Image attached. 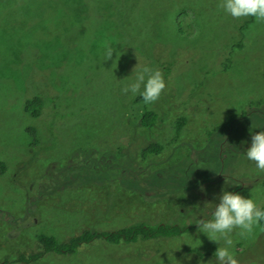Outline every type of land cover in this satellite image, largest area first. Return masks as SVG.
Masks as SVG:
<instances>
[{"label":"rangeland","instance_id":"1","mask_svg":"<svg viewBox=\"0 0 264 264\" xmlns=\"http://www.w3.org/2000/svg\"><path fill=\"white\" fill-rule=\"evenodd\" d=\"M220 2L0 0V264H214L217 244L188 223L209 217L225 181L264 207V172L243 156L264 130V20L242 27L250 17ZM105 44L115 49L108 60ZM144 65L165 83L151 104L121 91ZM35 94L38 117L24 111ZM145 107L160 116L154 127L138 123ZM150 141L163 150L145 153ZM135 223L186 229L15 261L40 251L38 233L66 241ZM231 239L238 264H264L260 225Z\"/></svg>","mask_w":264,"mask_h":264},{"label":"clouds","instance_id":"2","mask_svg":"<svg viewBox=\"0 0 264 264\" xmlns=\"http://www.w3.org/2000/svg\"><path fill=\"white\" fill-rule=\"evenodd\" d=\"M218 7L233 18L254 17L258 21L264 20V0H221ZM114 50L113 47L105 44L103 60L112 58ZM164 87L165 83L160 71L144 65L136 69L134 78L127 82L121 91L130 93L133 97L138 94L145 104H151L158 99ZM243 156L248 161L254 162L255 169L264 172V130L251 132L250 142L244 149ZM230 185L232 183L225 181L221 186L207 219L199 217L198 222L188 223L196 225V233L203 234L217 244L212 258L209 259L212 260L214 257V264H238L231 251L233 244L231 233L234 229L238 230L241 237H246L253 233L257 225L264 226V208L254 199L252 191L249 190L250 195L245 197L238 191L226 190ZM187 235L198 248L201 240L198 237L193 239L188 233ZM181 244L176 249H179ZM185 244L190 245L191 248L193 246L192 243Z\"/></svg>","mask_w":264,"mask_h":264},{"label":"trees","instance_id":"3","mask_svg":"<svg viewBox=\"0 0 264 264\" xmlns=\"http://www.w3.org/2000/svg\"><path fill=\"white\" fill-rule=\"evenodd\" d=\"M253 17H250L242 24V27H246L252 21ZM136 102H141L142 98L137 96L135 99ZM43 105V99L40 94H35L32 97L28 98L24 104V111L33 117H38L41 114V108ZM160 116L156 110L152 108L145 107L141 112L138 123L143 127H154L159 121ZM186 123L185 117H180L176 120V130L179 132ZM27 132L34 138L30 145L36 143V129L33 126L27 128ZM134 147V146H133ZM132 147L121 148L120 151L124 156L131 157L129 153L131 152ZM164 146L162 143L156 141H150L148 145L144 148L145 153L158 154L163 150ZM124 151V152H123ZM93 157V156H92ZM102 158V157H101ZM130 161H134L130 159ZM7 169L6 163L3 160H0V174L4 173ZM124 175V174H123ZM122 175V176H123ZM129 175V173H126ZM132 178L131 176H128ZM51 187L49 190L54 188ZM136 187V186H134ZM138 188L140 186H137ZM46 189V187H44ZM44 192V189L39 190ZM264 208V207H262ZM264 229V226H261ZM186 227H181L175 224L160 223L154 226L145 225L144 223H135L129 226H123L111 230H98L95 228L84 229L81 233L71 236L66 241L59 240L54 235H47L45 233L36 234V242L40 248V251L30 252L25 254L21 252L15 261L21 263L35 262L40 257L46 253H56L63 255H73L78 249L84 244L89 243L95 239H103L106 242L110 243H119V242H132L137 240L147 241L151 238H156L158 236H174L178 235L184 231ZM8 258H4L3 264H7Z\"/></svg>","mask_w":264,"mask_h":264}]
</instances>
